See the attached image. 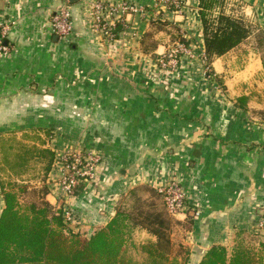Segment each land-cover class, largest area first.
Here are the masks:
<instances>
[{
    "label": "crops",
    "instance_id": "0c3cea01",
    "mask_svg": "<svg viewBox=\"0 0 264 264\" xmlns=\"http://www.w3.org/2000/svg\"><path fill=\"white\" fill-rule=\"evenodd\" d=\"M180 1L174 9L165 0H0V24L7 25L11 46L0 54V133L36 127L55 133L47 199L63 213L74 211L75 224L67 227L83 237L111 220L128 187L178 180L195 210L186 240L196 254L203 250L194 261L199 264L213 245L230 252L234 233L252 231L261 220L264 123L249 119L248 109L224 94L213 95L216 84L202 76L199 59L185 55L175 75L142 49L152 19L160 18L182 27L190 44L205 52L199 0ZM244 1L246 14L264 29V0ZM98 2L137 8L119 10L121 30L110 43L94 29ZM65 6L74 26L69 42L51 25ZM160 34L156 39L165 40ZM165 50L160 43L153 52ZM236 55L213 63L228 78L236 72L225 82L233 96L237 78L242 83L262 70L255 52L240 67L232 64ZM75 145L102 153L104 171L69 195L59 180L60 157ZM3 207L0 190V215Z\"/></svg>",
    "mask_w": 264,
    "mask_h": 264
},
{
    "label": "trees",
    "instance_id": "16d2710c",
    "mask_svg": "<svg viewBox=\"0 0 264 264\" xmlns=\"http://www.w3.org/2000/svg\"><path fill=\"white\" fill-rule=\"evenodd\" d=\"M217 2L199 0L205 55L210 62L238 47L251 34L250 24L244 16L226 12L223 0L222 3ZM216 5H221V10L213 15ZM118 24L113 37H117L121 30ZM171 26L176 30L173 31L176 37L185 40L184 34H179V25L167 19L155 18L142 37V49L153 52L161 43V40L156 39V34L166 28L171 29ZM247 99L246 95L239 96L236 99L237 106L246 107ZM260 122L264 123V117ZM33 130L46 132L50 137L54 134L46 127L28 128L21 133ZM8 132L9 136H3ZM16 133V130L0 133L4 153L16 157L20 167H25L34 158L45 156V184L41 188L27 182L21 185L24 198L40 194L39 199L30 198L26 205H22L19 202L20 194L17 195L14 189L7 190L0 182L4 200L0 215V264H140L128 252L127 237L133 228H141L152 236L151 240L138 246L147 255L149 264H167L174 249L173 227L181 220H174L167 210L156 208L155 201H149L136 203L130 210L117 208L111 220L89 238L73 232L67 227L63 211L47 199L50 192L48 177L55 162V151L46 144H42L41 148L26 144L16 135H11ZM6 160L10 162L9 157ZM140 188L162 195L149 186ZM186 215L191 221L187 229L191 230L195 215L190 212ZM260 234L264 236V231L238 230L230 252L225 246L213 245L199 264H264V239L258 238Z\"/></svg>",
    "mask_w": 264,
    "mask_h": 264
},
{
    "label": "rangeland",
    "instance_id": "374dc122",
    "mask_svg": "<svg viewBox=\"0 0 264 264\" xmlns=\"http://www.w3.org/2000/svg\"><path fill=\"white\" fill-rule=\"evenodd\" d=\"M169 3L173 4L172 7H175L174 5L180 4V0H177L175 2L174 0H168ZM99 3V2H98ZM168 3V4H169ZM217 3H222V0H218ZM97 4V3H96ZM95 4V5H96ZM170 5V4H169ZM245 1L244 0H223V8L226 10V12L233 13V14H239L245 17L247 20V23L250 24L251 27V34L248 39H246L242 44H240L238 47L235 48V50H231L228 52L225 57L228 56L229 53L236 51L237 55L234 58V61H229L227 59L228 63H231L233 65H236L237 67H240L244 64H246L248 60L249 52H255L256 55H259L262 60V70L258 74H254L252 77H247V81H242L240 83V78H237V83L235 81L236 87L235 90L237 93H234L235 96L231 95L232 89L229 88L227 90V86L225 82H228L230 78L235 77L236 72H229V78L228 73L226 72H220L217 73L215 70V67L213 63L216 61V59L213 62H210L206 58L205 52L199 53L193 46L190 44V42L186 39V37H183L185 40H180V37H176V34L173 33V31H176L174 27L171 26V29H164L159 34L165 40L161 41L162 45L166 46V50L162 54H157L156 52H150L152 57L155 59V62L159 64L161 68L168 69L172 71L175 75H178V69L180 67V64H182V60L185 55L191 60H200V71L202 72V76H204L207 79H210V81L214 80L215 82V93L213 92V95L216 96V93L224 94L228 97L229 100L234 101V104L237 106L238 103H236V99L241 95H246L248 97L246 102V107L248 109V116L249 119L253 121L260 122L262 118L264 117V29L261 26H258L247 14L245 10ZM221 5H216L214 8V11L212 12L213 15L218 14V12L221 10ZM96 12V7L95 11ZM117 13L114 15V22L112 25H110L111 32L114 31V28L117 27L116 23L119 21L117 19ZM174 23V22H173ZM1 25V31L5 28V33L0 32V54H8L11 51V46L7 42V36H8V28L7 25ZM74 32V26L73 31ZM54 34V33H53ZM71 34V35H72ZM179 34H184V31L181 27V31ZM4 35V36H2ZM56 35V34H54ZM157 35V34H156ZM58 38H60L58 35H56ZM102 39L106 42H111L112 40H115V37H108L104 38L101 36ZM72 39L70 37L69 41ZM68 41V42H69ZM221 58V57H220ZM224 58V57H223ZM184 63V62H183ZM234 71V70H232ZM170 75L171 73L167 71ZM159 73L158 75H160ZM166 74V73H164ZM239 75V74H237ZM244 78V77H243ZM211 81V82H212ZM240 94L239 96L236 94ZM223 95V96H224ZM232 104V103H231ZM25 129H18V133L11 134L16 135L17 139L20 141L36 146L38 148H41L42 144H46V146L52 148L51 143L54 141L56 135L55 133L50 137L46 132L33 130L30 132H23ZM25 134H29L25 136ZM10 133L5 134L3 136H9ZM1 136V135H0ZM9 144V143H8ZM9 145H6L8 147ZM6 148V152H7ZM6 157H9L10 162L6 160ZM104 155L100 153L97 150L93 149H86V147H82L77 149L76 145L72 147L71 149L64 152L61 157L60 161L62 162V174L60 176V182H64L67 180L68 177L72 176V174H76L80 170L82 171V168L84 169V176L81 177V180L79 184L77 185L74 194L78 193L82 187L83 183L90 179L95 180L97 177H99L103 173V166H104ZM19 160L14 156H7L4 153L3 148L1 147L0 143V182L3 183L4 186L7 188V190L14 189L17 192V195L19 196V202L22 205H26V201H28L30 198L32 199H39L40 194L30 196V198H24V192L21 190V185L25 184L26 182L29 184H32L33 186H37V188H41L44 186V174H45V165L47 163V158L45 156H39L37 158L32 159L25 167H20V163H18ZM56 164V157L54 165L51 169L53 170L54 166ZM94 165L93 174H90L91 167ZM12 166V167H11ZM73 166H76V168H73ZM50 171V172H51ZM50 175V173H49ZM49 179V177H48ZM174 178L168 179L173 180ZM175 180V179H174ZM176 182L180 183L178 180H175ZM49 183V182H48ZM64 186V183L63 185ZM140 186H149L153 188L154 190L157 189L156 187L152 186L150 183H138L134 186L128 187V189L123 192L121 195L119 201H118V209H133L136 203L144 204L149 203V201H155L156 208H164L167 210L162 195H157L154 192L148 191L146 188H140ZM158 190V189H157ZM69 195H72L69 193ZM55 206V205H54ZM186 208L184 211H181L179 213H191L190 210H192V215L195 210L191 205L187 203L186 200ZM191 206V207H190ZM190 207V208H189ZM189 210L187 211V209ZM68 211V210H67ZM65 211V212H67ZM168 212V211H167ZM169 213V212H168ZM178 214L169 213L174 220H181V223L177 222L173 227V233L172 238L174 242V249L171 255L169 256V260L167 261V264H195L194 261L198 259L200 254H202V249L197 251L194 250L192 246H190L187 243V234L188 230L187 227L190 226V220L186 218V216L182 219H180ZM64 214V213H63ZM260 219L264 217V207L261 208V212L259 213ZM75 217L72 219V221L67 222L70 224H75ZM261 221V220H260ZM260 223V222H259ZM193 229V225L191 227ZM132 231L129 232L128 238V252L130 255L134 256L135 259L139 261L140 264H149L148 257L145 253L141 252L138 249V246H140L142 243H146L148 240H151V235L141 229V228H133ZM264 231L262 227L257 226L254 227V230L249 232H261ZM236 235V232L234 233V237ZM259 239H264L263 234L258 235ZM234 239V238H233ZM195 254V255H194ZM194 256L195 259L192 257Z\"/></svg>",
    "mask_w": 264,
    "mask_h": 264
},
{
    "label": "built area",
    "instance_id": "2783aa9c",
    "mask_svg": "<svg viewBox=\"0 0 264 264\" xmlns=\"http://www.w3.org/2000/svg\"><path fill=\"white\" fill-rule=\"evenodd\" d=\"M168 1V0H165ZM177 2V0H174ZM169 3V2H168ZM96 12L94 17V29L97 30L101 36L104 38L113 37V31L111 32L110 25L113 24L115 18L114 15L119 10H123L125 12H132L136 11L137 8L134 5L125 4L122 7H116L113 5L97 3L96 4ZM51 25H52V32L60 37V39L69 41L72 31H73V19L72 13L68 7H61L59 10L53 13L51 16ZM4 30L1 31L0 25V32L5 33ZM4 36V35H2ZM76 168V166H73ZM94 165L91 167L90 174H93ZM84 169L82 171L79 168V171L76 174H72V176L68 177L67 180L62 182L64 183L63 188L67 191V193L75 195L74 191L79 184L81 177L84 176ZM158 191L162 194L165 206L169 213L178 214L181 211H184L186 207V200L187 195L183 188V186L173 180H168L166 183L161 184L157 187ZM67 211V210H66ZM64 217L67 222L72 221L74 216V211L68 209L67 212H64ZM259 226L264 229V218L261 219Z\"/></svg>",
    "mask_w": 264,
    "mask_h": 264
},
{
    "label": "water",
    "instance_id": "95a60500",
    "mask_svg": "<svg viewBox=\"0 0 264 264\" xmlns=\"http://www.w3.org/2000/svg\"><path fill=\"white\" fill-rule=\"evenodd\" d=\"M70 2H74V1H76V0H69Z\"/></svg>",
    "mask_w": 264,
    "mask_h": 264
}]
</instances>
